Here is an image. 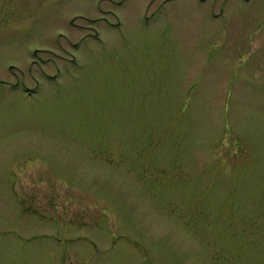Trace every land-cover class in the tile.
<instances>
[{"label": "rangeland", "instance_id": "1", "mask_svg": "<svg viewBox=\"0 0 264 264\" xmlns=\"http://www.w3.org/2000/svg\"><path fill=\"white\" fill-rule=\"evenodd\" d=\"M0 80V264H264V0H0Z\"/></svg>", "mask_w": 264, "mask_h": 264}, {"label": "flooded vegetation", "instance_id": "2", "mask_svg": "<svg viewBox=\"0 0 264 264\" xmlns=\"http://www.w3.org/2000/svg\"><path fill=\"white\" fill-rule=\"evenodd\" d=\"M34 63H36L35 62V60L33 59L32 60V62L30 63V68H31V71H29V77L30 78H32L33 80H35V77H34V74H33V68H34V66H33V64ZM12 68H14V66H11L10 67V69L12 70ZM44 75H47V74H45V73H43ZM21 81H16L15 83H13V82H8V81H6V80H0V84L1 85H8V86H10V88H12V89H18V88H20L19 87V84H31V82L30 83H28V82H21ZM14 84H16V85H14ZM26 88H23V91L25 90L27 93H29V91H28V86H25Z\"/></svg>", "mask_w": 264, "mask_h": 264}]
</instances>
